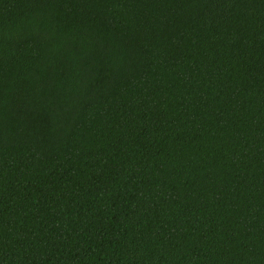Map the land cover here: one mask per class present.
<instances>
[{
	"label": "trees",
	"instance_id": "16d2710c",
	"mask_svg": "<svg viewBox=\"0 0 264 264\" xmlns=\"http://www.w3.org/2000/svg\"><path fill=\"white\" fill-rule=\"evenodd\" d=\"M0 264H264V0H0Z\"/></svg>",
	"mask_w": 264,
	"mask_h": 264
}]
</instances>
